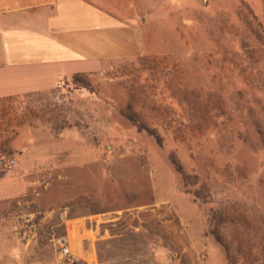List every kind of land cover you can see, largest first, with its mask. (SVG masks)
<instances>
[{"label": "rangeland", "instance_id": "374dc122", "mask_svg": "<svg viewBox=\"0 0 264 264\" xmlns=\"http://www.w3.org/2000/svg\"><path fill=\"white\" fill-rule=\"evenodd\" d=\"M141 29L4 116L0 264H264V0H147Z\"/></svg>", "mask_w": 264, "mask_h": 264}, {"label": "crops", "instance_id": "0c3cea01", "mask_svg": "<svg viewBox=\"0 0 264 264\" xmlns=\"http://www.w3.org/2000/svg\"><path fill=\"white\" fill-rule=\"evenodd\" d=\"M146 22L147 0H0V153L4 116L31 114L66 80L146 52Z\"/></svg>", "mask_w": 264, "mask_h": 264}, {"label": "built area", "instance_id": "2783aa9c", "mask_svg": "<svg viewBox=\"0 0 264 264\" xmlns=\"http://www.w3.org/2000/svg\"><path fill=\"white\" fill-rule=\"evenodd\" d=\"M58 87H61V85H58ZM14 164V160L5 156H0V168H6L10 167ZM59 245H60V253L63 256H70V249L68 246V240L64 237L59 239Z\"/></svg>", "mask_w": 264, "mask_h": 264}, {"label": "trees", "instance_id": "16d2710c", "mask_svg": "<svg viewBox=\"0 0 264 264\" xmlns=\"http://www.w3.org/2000/svg\"><path fill=\"white\" fill-rule=\"evenodd\" d=\"M77 76V75H76ZM74 78H75V76H74ZM186 179V178H185Z\"/></svg>", "mask_w": 264, "mask_h": 264}]
</instances>
